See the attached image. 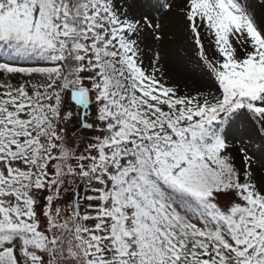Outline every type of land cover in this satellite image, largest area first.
Here are the masks:
<instances>
[{
    "label": "snow or ice",
    "instance_id": "1",
    "mask_svg": "<svg viewBox=\"0 0 264 264\" xmlns=\"http://www.w3.org/2000/svg\"><path fill=\"white\" fill-rule=\"evenodd\" d=\"M167 18L205 87L169 75ZM0 264H264L248 0H0Z\"/></svg>",
    "mask_w": 264,
    "mask_h": 264
},
{
    "label": "rangeland",
    "instance_id": "2",
    "mask_svg": "<svg viewBox=\"0 0 264 264\" xmlns=\"http://www.w3.org/2000/svg\"><path fill=\"white\" fill-rule=\"evenodd\" d=\"M249 5L257 17V20L260 21L264 19V0H248ZM166 25V31H168L170 27V22L174 23L175 20L172 18H167L163 21ZM174 33V30L172 31ZM175 34V33H174ZM173 43V42H172ZM172 49V57L163 54V59H169L168 62L172 63L176 68L180 69V73L177 75H170L173 78V81L179 82L182 86H187L189 90L194 91L197 88H203L206 86V82L203 78L198 74L195 64L189 63L187 57L191 55V47L188 45L185 40L182 43H178L177 41L172 44L170 47ZM151 53H149L150 55ZM191 73V74H189ZM198 75V76H194ZM75 128V127H74ZM74 132L77 134H84L78 129H74ZM257 151L259 148L257 147Z\"/></svg>",
    "mask_w": 264,
    "mask_h": 264
},
{
    "label": "bare ground",
    "instance_id": "3",
    "mask_svg": "<svg viewBox=\"0 0 264 264\" xmlns=\"http://www.w3.org/2000/svg\"><path fill=\"white\" fill-rule=\"evenodd\" d=\"M175 20L174 23L170 22V27L168 31H173L174 33L171 32H167L169 39L165 42V45L162 46V52L163 54H166L169 57H172V49H170V47L172 46L173 43H175L176 41L178 43H182L184 41V37H183V33H182V29L178 23V21L175 18H172ZM173 42V43H172ZM169 59H163V63L165 64V67L167 68V71L169 73V75H177L179 74L181 71L180 69L176 68L172 63L168 62ZM191 74V73H189ZM194 76H198V75H194Z\"/></svg>",
    "mask_w": 264,
    "mask_h": 264
},
{
    "label": "water",
    "instance_id": "4",
    "mask_svg": "<svg viewBox=\"0 0 264 264\" xmlns=\"http://www.w3.org/2000/svg\"><path fill=\"white\" fill-rule=\"evenodd\" d=\"M74 129H75V128L73 127L71 130L74 131Z\"/></svg>",
    "mask_w": 264,
    "mask_h": 264
}]
</instances>
